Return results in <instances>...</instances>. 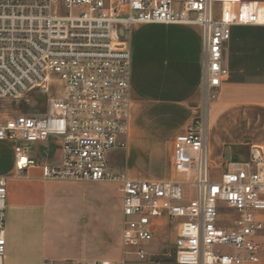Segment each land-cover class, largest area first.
<instances>
[{
  "label": "built area",
  "instance_id": "1",
  "mask_svg": "<svg viewBox=\"0 0 264 264\" xmlns=\"http://www.w3.org/2000/svg\"><path fill=\"white\" fill-rule=\"evenodd\" d=\"M197 27L202 77L215 99L229 77L224 52L232 28L264 27V4L251 0H0V102L62 95L45 114L2 117L0 142L15 146V172L39 168L57 181L109 182L123 195L125 257H155L164 229L174 233L177 264H264V149L246 164L211 177L208 127L196 118L174 141L173 161L188 183L139 181L118 172L110 155L126 151L131 115L132 52L136 26ZM59 140L61 159L38 162L29 144ZM7 176H0V264L7 253ZM226 208L229 214H225ZM226 218V219H225ZM231 247L232 251L224 248ZM43 264H56L45 261ZM64 264H114L106 261ZM117 264H125L124 261Z\"/></svg>",
  "mask_w": 264,
  "mask_h": 264
},
{
  "label": "crops",
  "instance_id": "2",
  "mask_svg": "<svg viewBox=\"0 0 264 264\" xmlns=\"http://www.w3.org/2000/svg\"><path fill=\"white\" fill-rule=\"evenodd\" d=\"M130 46L128 148L109 159L113 167L122 163L124 153L134 172L115 171L133 180L173 182L171 166L160 169V164L173 159L176 137L200 117L208 127L211 168L217 165L223 173L231 164L249 162L254 148L264 149V27L232 28L224 52L229 77L214 100L204 87L199 28L147 25L133 31ZM56 143L51 138L37 145ZM61 153L60 145L44 159L30 155L53 164ZM0 176L11 178L4 264L124 260L123 195L117 184L46 180L39 168Z\"/></svg>",
  "mask_w": 264,
  "mask_h": 264
},
{
  "label": "rangeland",
  "instance_id": "3",
  "mask_svg": "<svg viewBox=\"0 0 264 264\" xmlns=\"http://www.w3.org/2000/svg\"><path fill=\"white\" fill-rule=\"evenodd\" d=\"M255 2H260L264 4V0H251ZM144 26H136L132 28L128 33V40L131 44V37L133 31ZM62 95L61 84L56 83L49 94L46 93H33L26 98L19 100L9 99L3 102H0V114L2 117H16L22 114H45L49 110L50 101L55 98H59ZM59 143L56 145L41 146L37 144H29L26 146L27 152L31 155L39 157V159H44L47 155L59 150ZM172 145H168L167 151L171 149ZM123 160L122 163L113 164V167L116 169L128 170L129 172H134L132 170L133 163L125 164L124 158L125 154L120 153ZM15 166V149L14 144L9 142H0V175H10L13 173ZM171 166L175 179L173 182L188 183L184 175H182V170H179L173 159L168 158L162 160L160 164V169ZM222 175V169L213 165L211 168V177L213 180L220 179ZM11 178L9 177V180ZM225 214H229L226 208L223 211ZM226 219V218H225ZM176 235L174 233L168 232L164 229L161 236L157 238L156 248H153L151 252H154L155 257L150 261L140 262L136 257L128 255L124 258L125 264H177L176 253L174 249V242ZM260 247L263 253V263H264V236L259 240ZM225 251H232L231 247L224 248Z\"/></svg>",
  "mask_w": 264,
  "mask_h": 264
}]
</instances>
